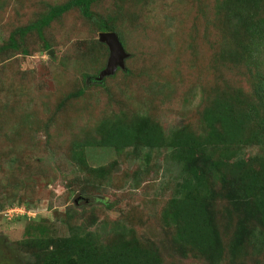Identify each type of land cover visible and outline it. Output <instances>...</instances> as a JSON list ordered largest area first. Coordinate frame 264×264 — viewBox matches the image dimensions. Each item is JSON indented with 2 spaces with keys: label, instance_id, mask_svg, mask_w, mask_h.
Returning <instances> with one entry per match:
<instances>
[{
  "label": "rangeland",
  "instance_id": "rangeland-1",
  "mask_svg": "<svg viewBox=\"0 0 264 264\" xmlns=\"http://www.w3.org/2000/svg\"><path fill=\"white\" fill-rule=\"evenodd\" d=\"M67 1L0 0V47L12 34L23 40L0 54V264H35L38 247L26 244L33 237L77 234L101 247L146 249L160 264H264V241L238 238L244 224L255 235L264 227L223 189L214 192L213 206L219 251L202 255L181 244L172 214L181 183L170 147L119 152L101 144L104 128L134 114L161 125L166 136L188 126L205 138L200 118L217 90L223 99L250 101L257 68L234 54L242 48L234 33L243 35L244 25L223 32L224 0H97L92 11L122 35L130 72L86 86L82 74L106 66L110 56L100 20L74 6L42 35L18 33ZM232 149L249 165L261 154L252 143ZM30 224L43 234H27Z\"/></svg>",
  "mask_w": 264,
  "mask_h": 264
},
{
  "label": "trees",
  "instance_id": "trees-1",
  "mask_svg": "<svg viewBox=\"0 0 264 264\" xmlns=\"http://www.w3.org/2000/svg\"><path fill=\"white\" fill-rule=\"evenodd\" d=\"M95 1L97 0H69L55 6L39 21L20 28V38L31 30H37L42 35L44 26L76 6L86 18L100 20L101 31H117L124 46L122 35L116 28L108 25L101 17L96 19L97 14L92 11ZM219 10L225 11L227 16L226 30L223 32L230 35L234 30L242 28L241 23L244 25L243 35L234 33L235 40L242 47L234 54L257 68L252 99L244 101L239 95H225L226 98L223 99L224 94L221 95L217 90L200 118V123L208 128L205 138L188 126L166 136L161 125L134 114L129 118L112 121L111 125L103 129L101 141L104 146L113 147L119 152L127 147H132L135 152L141 148L172 149L169 156L178 165V180L181 183V193L172 202L178 239L187 249L211 256L219 251L221 240L213 210L216 197L214 192L218 194L217 189L227 190L226 197L235 207L246 212L248 218L251 215L264 227V67L259 66L263 61L261 46L264 45V0H224L220 3ZM22 42L12 34L10 42L0 47V54H4L7 48L18 49ZM102 44L106 45L105 42ZM45 45L50 48L47 43ZM128 58L125 59L124 68L119 67L113 75L105 76L102 80L97 78L105 66L92 74H82L86 79L85 85L102 87L117 72L129 73L130 68L126 64ZM77 94H84V89H78ZM103 121L101 128L107 123L106 119ZM19 132L21 134L25 131L23 129ZM244 142L261 148V156L255 157L250 165L247 163L249 161L246 162L245 158L232 149L234 145ZM253 163L258 165V169L252 166ZM81 198L86 202L91 199L84 194H81ZM34 231L43 234L38 230L37 224L36 227L30 224L27 234L31 235ZM244 235L258 238L254 240L256 242L264 241L263 234L255 235L253 228L245 224L238 235L241 243ZM87 239L80 234L55 240L36 236L31 241L27 240L26 244L38 247L35 249L38 259L35 264H160L159 256L146 249L124 245L101 247ZM247 242L251 244L250 241Z\"/></svg>",
  "mask_w": 264,
  "mask_h": 264
},
{
  "label": "water",
  "instance_id": "water-1",
  "mask_svg": "<svg viewBox=\"0 0 264 264\" xmlns=\"http://www.w3.org/2000/svg\"><path fill=\"white\" fill-rule=\"evenodd\" d=\"M99 38L108 45L110 50L107 64L97 78V80H102L105 76L113 75L119 67L124 68L125 59L129 56V53L125 50L116 32L102 31ZM49 53L53 54V51L51 50Z\"/></svg>",
  "mask_w": 264,
  "mask_h": 264
}]
</instances>
